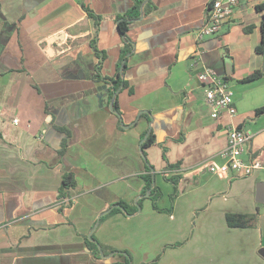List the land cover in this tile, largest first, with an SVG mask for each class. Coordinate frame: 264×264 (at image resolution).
Masks as SVG:
<instances>
[{"label": "crops", "instance_id": "obj_1", "mask_svg": "<svg viewBox=\"0 0 264 264\" xmlns=\"http://www.w3.org/2000/svg\"><path fill=\"white\" fill-rule=\"evenodd\" d=\"M210 2L149 0L130 23L124 79L133 91L116 94L118 116L109 85L93 78L94 22L81 4L101 16L97 48L111 77L123 46L116 17L134 0H0V264L122 261L95 258L86 237L100 213L139 198V211L109 214L92 230L133 264H264V203L256 200L264 170H209L225 162L232 126L251 134L243 158H264V113L254 115L264 106V53L256 50L264 0H239L218 34L196 41ZM205 68L232 91L234 115L211 117L197 79ZM255 71L261 76L243 80ZM149 132L154 143L143 153ZM148 172L163 192L160 208L173 191L163 173L179 176L171 213L141 197ZM69 173L75 186L61 210ZM227 213H257L255 225L230 227Z\"/></svg>", "mask_w": 264, "mask_h": 264}, {"label": "trees", "instance_id": "obj_2", "mask_svg": "<svg viewBox=\"0 0 264 264\" xmlns=\"http://www.w3.org/2000/svg\"><path fill=\"white\" fill-rule=\"evenodd\" d=\"M212 1V0H211ZM149 0H134V6L126 13L122 15H118L116 17V23H117V28L118 31L121 35V39L123 42V46L121 47L120 51V59H119V70L115 73L114 76L108 77L102 74L101 72V67H102V62L105 58V52L100 51L97 48V39H98V27H99V22L101 20V16L98 14H95L91 9H89L87 6H85L83 3L81 4L85 11L87 12V15L93 19L94 22V33L91 38L90 44L91 47L95 50L96 54L99 57V60L97 64L95 65L94 69V75L93 78L96 80H101L105 82L106 84L109 85V97L112 100V105L111 109L117 113L119 116V110H118V104L116 100V94L124 89L128 88L129 93H132V87L129 85L126 79H124V72L126 70V62L129 54L131 53L133 49V41L128 36V30H129V25L132 23L134 20L137 18L141 17L142 13L147 12V3ZM211 2L208 5V8L210 10ZM260 8V7H259ZM261 42L260 44L256 47L257 52L264 53V14L262 15V20H261ZM261 76L260 71H255L251 75L245 77L243 80H250L254 79ZM264 113V106L259 107L255 109L254 115L257 117L260 114ZM146 135V137H145ZM143 137V141L141 143V148L144 153V148L150 146L151 144L154 143V135L152 133H146ZM64 147L66 146V140L63 141ZM63 150H61L62 152ZM149 168H151L148 165ZM146 168H147V162H146ZM147 168V169H149ZM163 176L165 180L169 181L172 186H173V191L169 195L170 199V206L168 208H160L159 207V201L163 195V192L159 186H157L154 182V174L153 173H147L143 175V179L145 181L144 188L142 190V195L141 197H147L151 200L152 206L155 210L165 212V213H171L172 212V206H173V201L179 194V189L177 188L178 186V181H179V176L174 175L167 177L166 173H163ZM75 186V180L72 176V174H64L62 178V183L59 189V199L62 202L61 210L68 206V199L70 196V190L74 188ZM141 208V199H137L134 204H129L124 201H118L117 204L109 207L108 210L102 212L99 214L97 217L92 230L95 229L98 224L106 218L109 214H112L117 211H123L126 214H133L134 212L139 211ZM257 217V213L254 214H245V213H227L226 214V221L227 224L230 227H251L255 225V220ZM91 233L89 236L86 237V244L89 250L93 252V256L95 258H103V257H113L115 255L118 256H123L122 261H114L112 264H133L132 263V257L131 254L128 251L125 250H119L112 248L110 246L101 244L98 242L94 235ZM174 245H179V244H174ZM159 257L149 261V262H144L140 264H159L158 261Z\"/></svg>", "mask_w": 264, "mask_h": 264}, {"label": "built area", "instance_id": "obj_3", "mask_svg": "<svg viewBox=\"0 0 264 264\" xmlns=\"http://www.w3.org/2000/svg\"><path fill=\"white\" fill-rule=\"evenodd\" d=\"M239 0H212L205 23L195 31V40L213 36L220 32L224 22L232 15ZM197 79L205 86V100L211 106V117L217 118L222 112L234 115L236 108L232 91L215 70L205 68L198 73ZM16 122V121H15ZM251 134L238 126L227 131V144L222 152L225 162L220 166H210L211 172L234 173L238 177L250 176L264 170V158L257 156L245 160L243 154Z\"/></svg>", "mask_w": 264, "mask_h": 264}, {"label": "water", "instance_id": "obj_4", "mask_svg": "<svg viewBox=\"0 0 264 264\" xmlns=\"http://www.w3.org/2000/svg\"><path fill=\"white\" fill-rule=\"evenodd\" d=\"M256 200L264 203V182L262 181L258 182L256 186ZM259 253L264 257V248H261Z\"/></svg>", "mask_w": 264, "mask_h": 264}]
</instances>
